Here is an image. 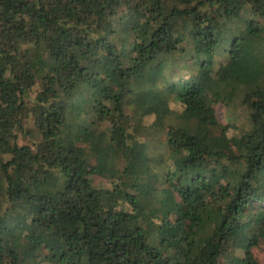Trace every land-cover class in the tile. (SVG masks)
<instances>
[{"label":"trees","instance_id":"trees-1","mask_svg":"<svg viewBox=\"0 0 264 264\" xmlns=\"http://www.w3.org/2000/svg\"><path fill=\"white\" fill-rule=\"evenodd\" d=\"M262 243L264 0H0V264Z\"/></svg>","mask_w":264,"mask_h":264},{"label":"rangeland","instance_id":"rangeland-1","mask_svg":"<svg viewBox=\"0 0 264 264\" xmlns=\"http://www.w3.org/2000/svg\"><path fill=\"white\" fill-rule=\"evenodd\" d=\"M236 112H237V114L242 115V108L238 107L236 109ZM217 114L223 123L228 122V118H227L228 110L222 104H219L217 106ZM233 119L236 120L235 122L237 124L242 126L243 125L242 123L246 120V116H244V117L235 116ZM155 140H157V139H155ZM254 251L256 254V258L260 261L261 264H264V243H262L261 246H259L258 248H255Z\"/></svg>","mask_w":264,"mask_h":264}]
</instances>
